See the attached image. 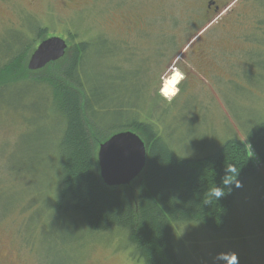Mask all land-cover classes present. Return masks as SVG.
I'll use <instances>...</instances> for the list:
<instances>
[{"label":"rangeland","instance_id":"374dc122","mask_svg":"<svg viewBox=\"0 0 264 264\" xmlns=\"http://www.w3.org/2000/svg\"><path fill=\"white\" fill-rule=\"evenodd\" d=\"M205 2L72 0L63 9L61 0H0V50L18 38H34L26 68L41 41L33 34L37 27L46 38L66 40L68 48L80 42L103 46L101 65L118 72L98 70L90 58V73L93 68L101 78H119L117 91L130 97L133 111L144 120L152 115L177 155L198 159L227 140L245 142L247 131L264 122V5L240 0L229 9L233 13L205 21ZM128 16L137 19L138 30L125 31ZM3 54L0 65L12 56ZM172 68L185 79L169 102L159 89ZM49 105L25 88L0 91V264H138L118 233L84 236L55 213ZM248 149L259 170L240 189L228 229L213 234L197 225L179 227L190 264H225L218 259L222 253H235L238 264H264V167Z\"/></svg>","mask_w":264,"mask_h":264},{"label":"trees","instance_id":"16d2710c","mask_svg":"<svg viewBox=\"0 0 264 264\" xmlns=\"http://www.w3.org/2000/svg\"><path fill=\"white\" fill-rule=\"evenodd\" d=\"M256 2L264 5V0ZM34 31L37 39H46L45 30ZM11 42L15 45L0 50L12 55L0 65V91L25 88L49 100L55 118L51 153L56 156L57 185L52 203L58 216L81 228L84 236L118 233L138 264H190L177 238L181 226L197 225L213 234L228 229L240 189L259 170L248 147L264 167V122L247 131L245 142L230 139L207 156L184 159L165 143L152 115L144 120L133 111L130 97L117 91L119 78L112 73L101 78L92 74L93 68L90 73L92 59L98 70L118 72L101 65L103 46L77 43L61 60L31 72L23 64L36 40ZM26 73L32 77H20ZM127 130L145 144L146 166L129 185L110 188L100 178L98 147ZM214 187L226 195L210 201Z\"/></svg>","mask_w":264,"mask_h":264},{"label":"water","instance_id":"95a60500","mask_svg":"<svg viewBox=\"0 0 264 264\" xmlns=\"http://www.w3.org/2000/svg\"><path fill=\"white\" fill-rule=\"evenodd\" d=\"M67 43L62 38L51 37L41 41L31 54L27 70L39 71L64 57ZM100 178L110 188L129 185L146 166V147L130 131L112 135L101 143L97 151Z\"/></svg>","mask_w":264,"mask_h":264},{"label":"clouds","instance_id":"9594fccd","mask_svg":"<svg viewBox=\"0 0 264 264\" xmlns=\"http://www.w3.org/2000/svg\"><path fill=\"white\" fill-rule=\"evenodd\" d=\"M185 79V74L178 68H172L170 70V74H166L161 78V85H160V93L161 95L171 102V100L177 96L181 89L179 87L180 83ZM238 171L234 173L236 177ZM231 182H236L235 179ZM231 182H225V185H228ZM237 186L238 185V182ZM210 201L211 200H218L226 195V192L222 188L214 187V189L210 192ZM218 259L225 261V264H238V258L235 253H222L218 256Z\"/></svg>","mask_w":264,"mask_h":264},{"label":"flooded vegetation","instance_id":"af4514ba","mask_svg":"<svg viewBox=\"0 0 264 264\" xmlns=\"http://www.w3.org/2000/svg\"><path fill=\"white\" fill-rule=\"evenodd\" d=\"M60 1V0H59ZM240 0H206L204 11H203V18L206 20L215 19L218 16H221L225 13L231 14L233 13V9L229 10L234 4L238 3ZM72 0H61V4L63 5V9L69 7ZM247 5V4H245ZM123 26L126 32H134L139 29L137 24V19H133L130 16L126 20H123ZM214 23L211 21L209 22L204 30L208 27H211Z\"/></svg>","mask_w":264,"mask_h":264}]
</instances>
